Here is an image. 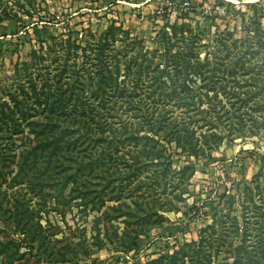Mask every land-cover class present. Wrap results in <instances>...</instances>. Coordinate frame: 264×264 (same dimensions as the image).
<instances>
[{"label": "rangeland", "instance_id": "rangeland-1", "mask_svg": "<svg viewBox=\"0 0 264 264\" xmlns=\"http://www.w3.org/2000/svg\"><path fill=\"white\" fill-rule=\"evenodd\" d=\"M105 35L104 74L114 55L139 81L126 103L81 108L89 130L27 111L60 84L71 104L94 95L89 77L72 85ZM13 100L0 264H172L205 236L209 257L183 264H264V0H0V104ZM51 123L61 165L24 154Z\"/></svg>", "mask_w": 264, "mask_h": 264}, {"label": "trees", "instance_id": "trees-1", "mask_svg": "<svg viewBox=\"0 0 264 264\" xmlns=\"http://www.w3.org/2000/svg\"><path fill=\"white\" fill-rule=\"evenodd\" d=\"M112 30L114 29H111L109 32H112ZM108 37H109L108 35H105L103 38H101L97 42V44L95 45L96 47L95 58H92V60L89 59L88 61L85 62L84 67H83V70L86 73L85 78L75 77L74 78L75 80H73L72 90L80 91V88L85 87L84 82H86V77H89L88 88L90 85L93 84V87H95L94 95L87 98L86 102L77 98L73 102V104H71L74 94L72 93L73 95L71 96L66 95V91H68L69 84L67 85V88H66L67 90L65 91H63L64 86L60 84L59 89H58V94L54 98H52L51 100L42 101L40 99V96H38L36 97V99L33 101L31 105L28 104L27 111H34L33 109H35L36 107H33V106L35 105L44 106L45 108H48V110H45V111H48V113H46V116L44 117V119L49 120L48 123H50V121H53L56 118H64L65 120H73L71 122H73L74 124H77L78 122H82L84 126L86 125V130H89V129H92L91 128L92 123L93 124L95 123L93 121L96 115L90 114L89 116L87 115V117H85L83 115H86V114H84L85 112H82L81 108H84L85 106L89 107L92 105L102 107L103 112L100 115L103 116L107 114L111 109H113V106L117 102L126 103L128 101V95H130L131 92H133L134 89L139 86L137 83L139 81H135V83L130 84V82H128V78H130L131 75L128 74L129 70H125V68L124 70L120 72L121 74L123 73V76L122 75L120 76L119 70H121L120 68L122 67L123 63L119 62L114 55L109 56L108 64H110V67L114 66L115 71H118V72L116 73L107 72L106 74H104V71L102 69L108 68V66L107 65L100 66L99 63H101L100 60H102L103 50L108 47V43H109V41L107 40ZM33 56H35V54ZM96 63H98V65ZM74 67L75 65L70 66L69 70ZM61 68L62 67H58L55 69V71H60ZM49 74L47 75V77H49ZM79 74H81L80 71H79ZM72 76L74 75L72 74ZM120 78H123V81H119ZM46 84H48V81L46 82ZM105 87H108V89L110 90L111 97L106 95ZM114 91L119 92L116 97L113 94ZM81 92H83V90ZM98 92H101V94H99ZM31 107L32 109H30ZM16 108H18V103L15 102L14 100L11 103L2 102V104H0V111L8 112L10 116L9 120L11 118L12 122L13 123L15 122V124H17L16 125L17 127H21V122H18V120L15 119L13 116L14 112L16 114V111H14V109ZM0 118H5V116L0 114ZM31 118H33V116ZM20 121H24V120H20ZM49 125H50L49 127L51 128V130L47 132L49 134H44L41 138H38V135H37V141L38 139H43L44 142L39 145L38 143H36L33 150L28 151L24 154H26L25 155L26 157L29 155H33L32 157L38 156L37 159L40 160L42 163H45L46 165H52L53 163H56L57 165H61L60 160H62L63 156L70 158L69 155L60 151V148H59L61 147L60 144H61V140L63 136H65L67 133L59 132V131L55 132V130L57 129L56 124L51 123ZM18 133L20 134L23 133V130L20 129ZM45 148H48V151H46ZM39 150H40V154L38 155ZM56 164H55L54 169L58 167V166L56 167ZM256 223L258 224L259 230L262 229V226H264L258 221H256ZM212 230L213 228L210 229V231ZM207 232L208 231H206V233ZM207 240L208 238L205 236L204 239L201 240L199 244L192 243L191 245L184 246L183 248L190 250L191 256H186V254H183L181 257H175L172 259V262H173L172 264H183L184 259H189V261L193 263V261H196L201 254H203L205 258L209 257V256H206L207 246L205 242ZM177 256H179L178 253H177ZM263 256H264V253H263ZM178 258H180L181 260H178ZM208 263H210V259Z\"/></svg>", "mask_w": 264, "mask_h": 264}]
</instances>
